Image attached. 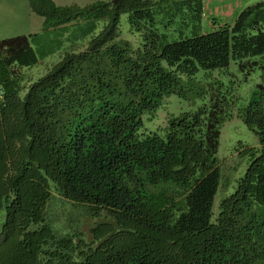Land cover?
Wrapping results in <instances>:
<instances>
[{
  "label": "trees",
  "instance_id": "16d2710c",
  "mask_svg": "<svg viewBox=\"0 0 264 264\" xmlns=\"http://www.w3.org/2000/svg\"><path fill=\"white\" fill-rule=\"evenodd\" d=\"M29 6L91 37L27 86L37 35L0 39V264H264V0L211 32L202 0ZM172 94L200 105L146 125ZM235 105L257 146L215 211Z\"/></svg>",
  "mask_w": 264,
  "mask_h": 264
},
{
  "label": "rangeland",
  "instance_id": "374dc122",
  "mask_svg": "<svg viewBox=\"0 0 264 264\" xmlns=\"http://www.w3.org/2000/svg\"><path fill=\"white\" fill-rule=\"evenodd\" d=\"M55 4L65 6L76 4L78 6H85L98 1L108 0H53ZM206 1V0H205ZM226 1V0H225ZM230 2L229 6L221 7H204V15L202 26L205 32L213 31L211 24L213 25L212 18L218 19L225 18L230 22H234L235 18L233 14H237L239 9L252 5L261 0H227ZM243 7H238L241 3ZM240 4V5H239ZM229 17H226V16ZM225 16V17H224ZM233 20V21H232ZM43 18L34 13L30 6L29 0H0V39L10 38L19 35L36 34L37 38L31 41V45L38 56L37 64L24 69L27 78L25 85L27 86L31 81L36 80L42 76L53 64H55L61 56L68 51H81L88 43L91 35L87 38L73 39L70 36V31L63 32L60 28L48 30L45 35V31L42 26ZM219 21V19H218ZM73 25V24H72ZM120 25L122 34L125 38L131 40L134 47L138 45V38L135 34L128 33V20L127 14H121ZM72 27V26H71ZM99 28L95 31H97ZM43 53H45L43 55ZM264 62V60H263ZM257 82L264 81V67L258 69ZM241 92L247 90V86L239 84ZM25 89L23 90V92ZM247 100H244L242 104H246ZM200 105L199 100L193 102L189 99L180 98L176 95H169L162 101V105L155 113V117L149 122L148 116L144 115V123L148 126H163L166 124L170 115H178L180 112L187 110H194ZM239 105H235L231 108V116L228 117L221 125V133L219 137V146L217 151L218 167L221 173V185L219 192L216 196L215 211L217 210V203L221 196L225 193L228 185L238 177L239 173L244 169L247 157L246 151L249 148L257 146V140L253 133L247 129L241 119L238 117L237 108ZM59 208H55L58 212ZM75 215L74 212L68 211L67 216ZM60 224L64 223V218L58 221ZM88 226L85 224L83 229L87 230Z\"/></svg>",
  "mask_w": 264,
  "mask_h": 264
},
{
  "label": "crops",
  "instance_id": "0c3cea01",
  "mask_svg": "<svg viewBox=\"0 0 264 264\" xmlns=\"http://www.w3.org/2000/svg\"><path fill=\"white\" fill-rule=\"evenodd\" d=\"M202 2H203V9H204V7L206 6V4H207V6H211V7H223V6H229L230 5V7H231V4H230V2L228 1L227 2V0L225 1V0H202ZM244 2H242L241 3V5L240 6H238V7H243V4ZM242 10V9H241ZM240 9H239V12L241 11ZM239 12H237V14L239 13ZM237 14H233V15H235V16H233L234 18L237 16ZM203 15H204V11H203ZM225 17V16H224ZM226 17H229L228 15L226 16ZM218 19H219V21H218ZM218 19H214V18H212V21H213V25L211 24V27H212V29L214 30L217 26H219V25H222V24H232V22H230V19H231V17H230V19L229 20H226L225 18H218ZM233 21V20H232ZM4 39V38H3Z\"/></svg>",
  "mask_w": 264,
  "mask_h": 264
},
{
  "label": "built area",
  "instance_id": "2783aa9c",
  "mask_svg": "<svg viewBox=\"0 0 264 264\" xmlns=\"http://www.w3.org/2000/svg\"><path fill=\"white\" fill-rule=\"evenodd\" d=\"M1 96H2V90H1V88H0V98H1Z\"/></svg>",
  "mask_w": 264,
  "mask_h": 264
}]
</instances>
